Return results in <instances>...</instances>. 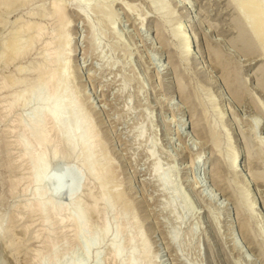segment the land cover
I'll list each match as a JSON object with an SVG mask.
<instances>
[{"label":"rangeland","instance_id":"rangeland-1","mask_svg":"<svg viewBox=\"0 0 264 264\" xmlns=\"http://www.w3.org/2000/svg\"><path fill=\"white\" fill-rule=\"evenodd\" d=\"M242 2L0 1V264H264V39ZM57 93L86 121L90 153L49 121L28 134ZM48 134V195L50 176L85 170L77 203L65 186L46 196L83 215L79 244L70 220L33 205L19 141L34 152Z\"/></svg>","mask_w":264,"mask_h":264},{"label":"bare ground","instance_id":"bare-ground-1","mask_svg":"<svg viewBox=\"0 0 264 264\" xmlns=\"http://www.w3.org/2000/svg\"><path fill=\"white\" fill-rule=\"evenodd\" d=\"M251 1H253V0H243V2L240 3L238 6H240L241 8L242 7L245 8L244 11H246L248 18L250 19V24L253 27L257 38L259 40L264 39V0H258L259 2L257 3V5H255L256 7H254V5H253V7L249 6ZM18 3H19V1H18ZM3 4L6 5L7 3L5 2ZM77 5L79 8L78 13L82 17H85L86 16V10L80 9L81 7H80V4L78 3V1H77ZM0 6H2V5H0ZM59 12H60V10L55 8V13L58 14ZM189 22H191V19L189 20ZM176 37L178 39H183L185 37L184 27L180 28ZM187 44L188 43H186L184 45L183 50H184V54L188 55L189 50H188ZM7 47H8V45H7ZM14 53L15 52H13V54ZM49 81H50V79L46 82V87L48 89H50V88L52 89L53 86L51 85V81L53 83V79H51L50 82ZM7 84H9V83H7ZM60 95H61V93H57L54 96L55 97V101H54L55 103L53 105H49L48 103H45V104H43V106L41 108L33 111V115L31 116V120L28 122V124H25L28 128V131H30V133H28V134L30 136H32L34 133H38V132L45 133V131L47 130L46 126L48 124V123L46 124L45 121H49L50 124L52 125V127L54 128L58 139L62 143H64L66 147H69L73 154H77L80 151H82V152L86 151V152L90 153L93 150L91 143H90L92 133H91V131H88V132L86 131V121H81L79 119L78 113L74 112L75 111L74 106H73L71 101L67 103L66 107H63L61 105V103L58 101L60 98ZM86 101H89V99H87ZM11 109H12V105L9 108H7L8 111H10ZM69 112L73 113V116L71 117V119L67 123H65L66 115ZM47 133L48 132L46 131V134ZM61 134H62V137H61ZM48 136H49V134L46 137H42V135L39 136V139H41L40 143H39V149L34 151V152H28L26 144L19 141V143L21 144V146L23 148L24 157H27L28 160H30L32 162V164L35 166V170H36L32 176V180L35 183H37V185H38L36 193H35V200H34L33 205L37 208V210L41 214H47V215L49 214L50 216H57V215L61 216L60 221L62 223H65L66 220H70L71 223L73 224V226L75 228V232H76L75 241L78 243L80 241L81 235L83 233L87 232V230H88L87 229V226H88L87 222L84 221L83 215H81V213L78 214V212H77V214H75V213L69 214V215L66 214V216H63L62 214L69 211L68 207L70 204L77 203L78 195L85 186V184H84L85 170H83V169H81V170L76 169L75 170L73 168H69V169L67 168V171H64L60 175H55L54 177L50 176L51 177L50 180H53V182H54V183H52V185L54 184V187L52 188L51 194L48 195L49 193L44 191L43 186H42L44 181L48 177L47 176L48 166H46L47 165L46 160L44 159V155H43L44 154L43 150L46 148ZM76 136H78V139H75ZM56 151L58 152V149H56ZM230 168L233 171H235L237 173V175H239L241 173V170L238 169L235 161H232L230 163ZM155 171L157 172V168H155ZM64 186L67 187L66 193L69 195L68 199L70 200V204L68 206H63V205H61L62 203L58 204L57 202H55L54 200H51V199L47 200V198H46L47 195L52 197L53 194L55 195L56 193L60 192V190L62 191ZM163 186H166V184L164 183ZM31 209H33V208H31ZM82 237H84V236H82ZM93 241L94 240H92V242L91 241L86 242L85 246L82 248L84 250L85 259L89 258L88 257L89 251L92 248V246L94 245V242L96 243V239L94 242ZM96 244H98V243H96ZM117 246L119 247V245H117ZM118 247H116L114 245L112 247V250H111V253H112L113 258L115 260L118 259L121 255V253H120L121 251ZM49 252H50L49 256L51 257V259L52 260L55 259L54 257H56L57 251L54 249V245L51 246ZM133 263L134 262L129 259V261L126 264H133ZM70 264H84V263H70Z\"/></svg>","mask_w":264,"mask_h":264}]
</instances>
